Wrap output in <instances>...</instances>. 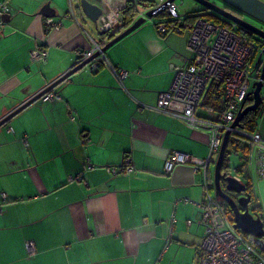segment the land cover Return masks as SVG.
<instances>
[{
	"label": "crops",
	"instance_id": "crops-1",
	"mask_svg": "<svg viewBox=\"0 0 264 264\" xmlns=\"http://www.w3.org/2000/svg\"><path fill=\"white\" fill-rule=\"evenodd\" d=\"M5 1L11 20L0 26V120L104 38L80 0ZM47 3L63 20L59 32H49L39 14ZM157 22L105 52L111 66L128 73L123 88L108 66L84 68L56 88L60 101L35 102L0 127V203L8 196L0 264H198L203 175L187 165L171 175L164 168L173 152L207 157L210 138L153 110L173 83L171 65L192 57L189 24L161 36ZM42 45L47 63L32 62ZM127 157L135 169L113 176L109 169ZM87 163L93 169L85 171ZM252 183L264 220V178L255 174ZM27 241L36 245L35 258Z\"/></svg>",
	"mask_w": 264,
	"mask_h": 264
},
{
	"label": "built area",
	"instance_id": "built-area-1",
	"mask_svg": "<svg viewBox=\"0 0 264 264\" xmlns=\"http://www.w3.org/2000/svg\"><path fill=\"white\" fill-rule=\"evenodd\" d=\"M134 0H110L98 2L102 9L96 27L104 35L101 43L94 42V46L79 55L80 63L92 59L85 68L91 72H98L102 65L108 66L116 77L120 86L128 78V73L118 70L108 63L103 48L124 29L121 16L127 2ZM264 3V0H260ZM152 9H156L155 17L165 16L156 23L161 36L171 32L180 33L183 23L180 19V6L177 0H158ZM10 6L7 1L0 3V26L4 27L2 18L9 14ZM148 10L139 12L136 20L146 17ZM46 29L49 32H59L63 28V20L46 19ZM189 29L188 50L192 54L190 59H183L181 64H172L174 80L170 89L159 94L158 102L153 110L166 113L176 120H182L191 130H202L209 135V152L207 157L173 152L166 160L165 174L171 175L180 165L191 166L194 171L203 175L202 200L197 204L201 209V224L205 233L198 247V264H264V253L239 229L235 228V216L229 206L216 197L215 166L222 147L226 132L247 100L255 90V84L262 82L264 67V40L255 39L239 33L233 23L225 25L207 18H199ZM98 56L94 58L96 55ZM48 51L44 45L31 52V61L46 64ZM69 80V79H68ZM66 80V81H68ZM65 81V82H66ZM57 88V87H56ZM53 88L41 96L38 102L47 103L60 101L61 93ZM213 93V105H205L208 95ZM144 108H140L141 112ZM72 113H70L71 115ZM234 150L240 157V171L232 174L244 185L251 184L255 174L264 178V140L259 132L236 129L232 131ZM25 146L29 143L25 141ZM254 163L258 165L254 169ZM213 167V172H212ZM93 169L87 163L86 170ZM135 167L130 157L125 158L120 167L110 168L113 176L128 175ZM85 171L75 180L81 182ZM248 189V188H247ZM8 196L2 194L0 215L4 211V204ZM251 211L259 210L262 217L260 200L254 194L249 204ZM192 222L190 221L189 224ZM25 247L30 258L38 255L33 241H27Z\"/></svg>",
	"mask_w": 264,
	"mask_h": 264
},
{
	"label": "water",
	"instance_id": "water-1",
	"mask_svg": "<svg viewBox=\"0 0 264 264\" xmlns=\"http://www.w3.org/2000/svg\"><path fill=\"white\" fill-rule=\"evenodd\" d=\"M97 3L102 2V0H94ZM175 1V0H172ZM197 4L203 7L201 12H210V14L220 18L226 22L233 23L238 26L240 29L246 31L250 36H257L264 40V30L257 27L241 18L238 15H235L232 11H229L228 8L233 9L237 12L245 14L250 18L260 22L264 25V3L260 0H218L224 4L220 6L211 0H193ZM80 5L85 16L94 24H97L99 18L102 15V9L98 5L92 3L90 0H80ZM156 9H149L146 13V17H141L135 21V23L128 29H125L121 34L116 36L112 41H110L104 48L103 52L105 53L109 48L122 41L124 38L135 32L137 29L142 27L147 20H152L155 17ZM40 15L49 18H56V10L51 7L50 3H47L39 12ZM11 16L9 14L5 15L2 18L4 24L9 23ZM98 54L94 57L96 58ZM93 59V58H92ZM92 59L79 62L74 68L66 72L63 76L58 78L50 86L42 90L36 96H34L28 102L22 104L19 108L8 114L5 118L0 120V127L6 125L13 117L23 111L25 108L31 104L38 102L42 95H44L49 90L60 86L66 80H68L72 75L82 71L87 64H89ZM261 80H264V67L262 69ZM263 83L257 82L255 84V90L251 94L253 96V104L247 107H243L239 114L237 115L235 121L231 125V130L226 132L222 147L216 162L215 166V191L216 197L221 199L226 203L229 208L232 210L235 216V228L241 230L245 234L251 236L252 242L259 248L261 252L264 253V223L259 216H256L249 209V204L251 198L247 195V187L243 183L239 182L233 175H223L222 167L224 159L228 150L229 142L231 140L232 131L242 128L243 120L251 113H257L261 110V107L264 104L262 98V89ZM235 194L236 196H233ZM241 195V197H238Z\"/></svg>",
	"mask_w": 264,
	"mask_h": 264
},
{
	"label": "trees",
	"instance_id": "trees-1",
	"mask_svg": "<svg viewBox=\"0 0 264 264\" xmlns=\"http://www.w3.org/2000/svg\"><path fill=\"white\" fill-rule=\"evenodd\" d=\"M156 2L150 1V0H134V1H129L126 4V7L122 10L121 12V16L124 22V29H128L130 28L136 21V18L139 14L140 11L142 10H149L152 9V7L154 6ZM234 13V12H233ZM235 14V13H234ZM207 18L209 20L215 21L217 23H224L225 25L228 24V22L217 18L216 16L212 15V14H207L204 13V15H195V16H188L186 18H184L183 20V25L184 27L186 26V24H193L196 20H198L199 18ZM214 18V19H212ZM239 33L244 34L249 36L250 38L253 39V37H251L246 31L242 30L239 28ZM114 39V38H113ZM112 39V40H113ZM111 40V41H112ZM80 64V63H79ZM78 65V64H77ZM213 93H210L207 97V99L205 100V105H213L214 104V98ZM253 96H251L247 102H246V107L250 106L253 104ZM261 115V110H259L257 113H251L249 114L242 122V130L244 131H253L254 129V125L256 124L257 120L259 119ZM234 138L230 140L229 142V146H228V150L224 159V163H223V167H222V174L223 175H230L232 174V168L230 166V161H229V157L230 156V149L234 148ZM240 171V168L238 167L236 169V173ZM247 195L253 200L254 198V192H253V188L251 187V184L247 185ZM262 210V209H261ZM252 213L256 216H259V210L258 211H252ZM263 223L264 220L263 218H261ZM245 234V233H244ZM248 237H251L248 234H245Z\"/></svg>",
	"mask_w": 264,
	"mask_h": 264
},
{
	"label": "rangeland",
	"instance_id": "rangeland-1",
	"mask_svg": "<svg viewBox=\"0 0 264 264\" xmlns=\"http://www.w3.org/2000/svg\"><path fill=\"white\" fill-rule=\"evenodd\" d=\"M153 2H157L158 0H150ZM212 2L218 3L220 4V6H224L223 3L217 1V0H211ZM178 5L180 6V17L181 18H186L188 16H195V15H204L201 10H203V7L199 4H197L196 2H194L193 0H177ZM207 14H209L210 12H205ZM165 16L161 15V16H157L154 17L153 19H156L157 21L164 19ZM214 19V18H212ZM249 20V22L251 23H257V21H255L254 19L251 18H247ZM149 21V19L147 20ZM255 24V25H256ZM261 26V28H264L263 24H259ZM175 33V32H173ZM178 34V33H177ZM255 41L256 42H261L262 39L255 36ZM262 98L264 101V87L262 89ZM261 113L262 115H260L259 119L257 120L256 124L254 125V129L259 132L260 134H262V136L264 137V104L261 107ZM264 139V138H263ZM230 156L229 157V161H230V166L232 168V174L236 173V169L238 168L239 164H241V160L239 155L237 154V152L234 149H230ZM212 172H213V167H212ZM231 174V175H232ZM233 196H236L235 194H232ZM238 197H241V195H239Z\"/></svg>",
	"mask_w": 264,
	"mask_h": 264
},
{
	"label": "flooded vegetation",
	"instance_id": "flooded-vegetation-1",
	"mask_svg": "<svg viewBox=\"0 0 264 264\" xmlns=\"http://www.w3.org/2000/svg\"><path fill=\"white\" fill-rule=\"evenodd\" d=\"M218 1V0H217ZM220 2V1H219ZM218 4V3H217ZM218 5H220V4H218ZM228 10L229 11H232V12H234L235 13V15H238V16H240L241 18H243L244 20H246V21H248L249 22V20L247 19V18H250L249 16H247V15H245V14H242V13H240V12H237V11H235V10H233V9H230V8H228ZM252 19V18H251ZM256 21V20H255ZM257 23H259V24H261L260 22H258L257 21ZM253 24V23H252ZM256 23H254V25H255ZM259 24H256V26L257 27H259V28H261V26L259 25ZM237 28H238V30H239V27L237 26ZM263 30H264V28H262ZM251 37H253V39H255V36H251Z\"/></svg>",
	"mask_w": 264,
	"mask_h": 264
},
{
	"label": "bare ground",
	"instance_id": "bare-ground-1",
	"mask_svg": "<svg viewBox=\"0 0 264 264\" xmlns=\"http://www.w3.org/2000/svg\"><path fill=\"white\" fill-rule=\"evenodd\" d=\"M92 3H94V4H96V5H98L99 6V4L96 2V1H94V0H90Z\"/></svg>",
	"mask_w": 264,
	"mask_h": 264
}]
</instances>
